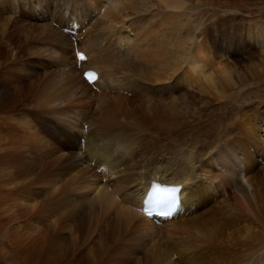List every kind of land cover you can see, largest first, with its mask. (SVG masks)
<instances>
[{
  "label": "bare ground",
  "instance_id": "6f19581e",
  "mask_svg": "<svg viewBox=\"0 0 264 264\" xmlns=\"http://www.w3.org/2000/svg\"><path fill=\"white\" fill-rule=\"evenodd\" d=\"M157 3L162 12L149 10L148 0H63L55 4L51 23L34 26L39 32L30 42L37 46L29 47L25 41L33 29L25 31L22 25L29 7L39 5L47 16L51 5L0 0V8L11 6L15 14L7 24L0 10V55L14 51L8 58L10 63L16 58V64L30 50L67 42L57 32L60 27H72L92 11L98 14L100 5L106 10L94 20V41L78 44L85 59L77 60L74 52L73 70L54 78L56 88L43 78L27 85L29 75L3 80L7 73L0 59V257L5 263L124 264L111 260L110 253L132 248L144 252V264H264V106L252 99L248 105L234 106L226 127L223 116L207 114L212 103L225 97L223 82H239L225 71L214 73L195 56V34L177 13L182 0ZM17 39L22 44L17 45ZM109 42L119 44L120 53L107 52L104 45ZM88 68L96 72L92 83L82 76ZM118 74H124L121 80ZM258 76L264 77V72ZM242 77L246 81L247 76ZM84 81L99 89L94 104L84 103L90 89ZM185 82L193 86L191 91L182 85ZM23 97L25 106L32 107L23 115L38 118L35 131L14 118L17 111L23 112ZM76 100L80 104L71 105ZM204 125L212 130L208 139L200 134ZM69 126H83L80 139L88 158L71 152L77 137L68 134ZM161 154L170 156L165 166ZM82 160L88 162L85 167L79 166ZM99 167L102 175L95 171ZM104 175L108 182L100 184ZM84 178L100 195L82 197L75 185ZM150 180L180 185L173 212L163 217L142 212ZM118 193L124 204L136 203L142 214L114 203ZM142 215L168 220L156 228ZM153 235L154 243L144 249V240ZM119 244L121 249L108 251ZM97 254H102L99 259Z\"/></svg>",
  "mask_w": 264,
  "mask_h": 264
},
{
  "label": "rangeland",
  "instance_id": "374dc122",
  "mask_svg": "<svg viewBox=\"0 0 264 264\" xmlns=\"http://www.w3.org/2000/svg\"><path fill=\"white\" fill-rule=\"evenodd\" d=\"M41 1H42V6L51 5V10L48 11L46 16L43 14V10L42 8L39 7V5L34 4L33 6H30L28 9V14H29V16L27 17L28 20L22 21V25L24 26L25 31L26 29H28V27H31L29 30H32L33 28H35L34 26L42 27L48 23H51L52 20L55 18V15L52 12L54 10L55 4L63 3V0H41ZM182 1H183L182 3L183 7L178 8L177 13L180 15L179 19L181 20V22L186 23L189 28L191 27V30L195 34L196 38L191 43L192 50L195 56L203 64H206L210 68V70L213 71L214 73H217L219 71H225L228 75L230 74L233 75L234 77L236 76V79L239 82V85H234V83L227 84L223 82L225 97L220 102L212 103V105L206 109L207 114L211 113L216 117H219V115L223 116L222 118H225V121L222 124L225 125V127L227 125L229 126L228 122L231 121L229 119L232 116H234L235 113L234 106L241 105L244 103L245 105H248L246 102L248 101V103H250L251 99H252L251 102H254L256 105L259 103L260 105L264 106V101L263 100H261V102L259 101L260 99H264V77L261 78L260 76H258L259 74H262V72H264L263 71L264 43L261 44L260 42H257V40L259 41L261 39L263 40L262 42H264V0H182ZM148 3H149L148 8H150L149 10L151 11L155 10L154 11L155 13L157 11L162 12L161 10H158L160 4L157 3V0H148ZM94 5L95 3L91 2V6L94 7ZM31 9H33L34 12H32ZM98 9H99L98 14L97 11L95 12L92 11L87 18L83 19L82 17V19H79L78 20L79 22L73 25L72 27H65V28L60 27L57 30V32H59L63 37L65 36L64 38L67 39V42L65 43L54 42V44L52 43V44L43 45L42 47L40 46L39 47L40 49L38 48L37 51L30 50L31 51L29 52L30 54H27L23 58H21L22 63L16 64L17 63L16 58L10 63V59L8 57L13 56L14 51L7 54L2 53L0 55L1 57L0 59L3 65V70L7 73L2 79L8 81L9 79H12L13 74L23 75V76L29 75L27 76L28 80H26L27 85H33L36 84L37 81L39 82V81H43V79H48L52 81L50 88H56V81H54V78L58 79L61 72H68L70 70H73L74 52H76L77 49H80V46H78V44L82 41H88V42L94 41V35H93L94 32L92 33L94 20L97 18H101V16H103L104 13L106 12L105 7H103L102 5H100ZM0 10H2V17L4 18V22L10 24V22L14 20V19H10V17L15 16L14 12H12L13 7L2 6ZM57 13L58 14H56V17L60 15V11L58 10ZM66 16L67 14L65 15V17ZM162 16L166 18L169 17V15L165 13H163ZM16 27L20 29L18 25H16ZM35 30L38 29L35 28ZM35 32L38 34L39 31H35ZM35 32L33 29V32H31L30 35H28V38L25 41L29 43V47L37 46V44L33 45L30 42L33 41V39L37 36ZM15 33H16V37L20 38V33L18 31ZM248 33L249 35H247ZM249 36H251V39H249ZM110 42H109V46L104 45V47H107L106 51L108 52L110 50L112 52L114 50L115 52L120 53L121 51L120 45L119 44L112 45L110 44ZM19 43H21V41L18 42L17 39L16 44L18 45ZM92 45L94 47V50H96L97 47L94 42L92 43ZM101 49H103V47ZM106 60L108 61V59ZM114 65H116V63L111 66ZM6 70H11V71L8 73ZM242 73L245 77L247 76V78H245L246 81L244 82L243 80H241L243 78ZM118 75H119L118 80H121L124 76V74H118ZM183 83L182 85H184L185 89H188L190 91L193 89L192 85L188 86L186 82H185L186 85ZM112 85L113 87L110 85L108 88L112 87L113 89L119 91L116 93L119 96L122 91L120 90L119 87L114 88L116 86L115 84ZM87 86L88 88H90L87 89L88 99L84 101L85 96L84 97L81 96L82 100L81 99L78 100L80 102L84 101V103L87 101H91V103L94 104L97 101V98L99 97L98 95L99 89L97 91H94V89H92L89 85ZM100 89L102 90L103 88ZM113 89H109L107 93L109 95H113L114 94ZM51 91L53 90H50V92ZM182 92L184 93L185 91L182 90ZM28 96L30 97V94ZM78 100L74 102L72 101L71 105H73L75 102L76 105L77 104L79 105L80 102ZM26 103L27 102L25 101V97H23V107H22L23 112L17 111V113L14 114V118L15 116H17V119L21 120L22 122L27 124L31 130L35 131L36 130L35 126H38L39 121L38 118L32 117V115L28 116L29 111L31 110L32 107L31 104L25 106ZM23 113H28V114L23 115ZM206 118L210 119L211 117L210 118L205 117L204 119ZM213 124H215V121L210 123V125L212 126ZM210 125H208V127L207 125H204L202 127V129L204 128L203 132L200 133L202 139H208L210 137L212 133V130L210 129L211 128ZM87 126L88 125H85L84 127L79 126L77 128H72L71 126H69V128H66L68 134H70L71 137H74L75 135L77 137V140H75L74 142L75 144L73 147L74 149L71 152L75 154L77 153L81 157L84 155L85 159L88 158L87 157L88 153H84L85 146H84V141L80 139V133H81V127H83L84 130L86 131ZM51 128L53 130L54 126H52ZM82 132L84 131L82 130ZM213 138L214 137L212 136V139ZM79 139L81 142H79ZM61 140L64 141L63 137L61 138ZM46 142L47 139H44L43 144L46 145ZM184 149L187 150L188 148H184ZM69 152L70 151L67 150V153ZM168 158H170L169 154H161L160 159L162 162V166H165V162L168 161ZM87 161L82 160L80 162L81 165L79 166L85 167V165L88 164ZM258 162L260 163L261 161L259 160ZM213 167L217 169L215 164H213ZM90 170H91L90 172H93L91 166H90ZM95 171L101 175L104 173V169L100 167L95 168ZM102 177L99 178L100 184L105 183V181L107 180V177L105 175ZM92 179L94 178L90 177L88 180H92ZM75 186L77 190H81L83 198H95L97 195H100L98 190H92L90 185L87 186V180L85 178L82 179L80 182H78ZM194 186L195 185L192 184L191 189H193ZM214 189L217 192L219 191V189H216L215 187ZM113 198L114 200L112 201L114 203H119L121 208H123L124 210H130V211L134 210L135 212L142 214L140 210L138 211L136 210V203H131V205H128L127 203L124 204L121 193L116 194V196L114 195ZM214 203H215V199L210 202V204H214ZM189 204L190 201H188L185 204V206H183V208H186L187 205ZM113 207L109 208L110 211L118 213L119 211L117 209H114ZM112 217L114 216L112 215ZM143 217L152 221L153 226L156 228H159L160 221L168 220V218L154 219V218H147L145 216ZM157 234H158L157 238L162 240L163 238H161V234L160 233ZM138 236L143 238L141 232L139 233ZM150 238L149 239L145 238L147 240H144L143 242V244L145 245L143 246L144 249L146 247L148 248L149 245H152L156 237H154L153 235L150 236ZM89 248L92 247L90 246ZM119 249H121L120 244L118 245V247H115L114 250L109 249L108 251L113 252ZM84 250L86 252H89V250L86 249H83L82 252ZM91 250L92 252H95V249L92 248ZM138 252H139L138 250L135 252L131 248L129 252H122L119 255L110 253V256H111V260H117V261L122 260L124 261V264H144V254H143L144 252H139V253ZM101 255L102 254L99 255L97 254L95 256V259L96 258L99 259ZM0 264H17V263H5L4 260L0 257Z\"/></svg>",
  "mask_w": 264,
  "mask_h": 264
},
{
  "label": "snow or ice",
  "instance_id": "6c2138e0",
  "mask_svg": "<svg viewBox=\"0 0 264 264\" xmlns=\"http://www.w3.org/2000/svg\"><path fill=\"white\" fill-rule=\"evenodd\" d=\"M79 59L83 60L84 57L82 55L79 56ZM88 78H92L93 74L92 73H88L87 74ZM150 202H153L154 205L156 207H160L161 209H167L169 212L171 210H173V208L175 207V201H161V200H155V201H151Z\"/></svg>",
  "mask_w": 264,
  "mask_h": 264
},
{
  "label": "water",
  "instance_id": "95a60500",
  "mask_svg": "<svg viewBox=\"0 0 264 264\" xmlns=\"http://www.w3.org/2000/svg\"><path fill=\"white\" fill-rule=\"evenodd\" d=\"M179 187H180V185H175V186H170L169 188H171L174 191H176V190L179 189ZM173 200L175 201V207H176V199L168 196L164 201H173ZM175 207L173 208V210L175 209ZM173 210H171L170 212H173ZM149 212H150L149 214H151V215H157V214H155L156 212H153V210H150ZM170 212L167 209H164L163 213H161L160 216H166Z\"/></svg>",
  "mask_w": 264,
  "mask_h": 264
}]
</instances>
